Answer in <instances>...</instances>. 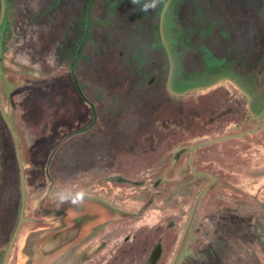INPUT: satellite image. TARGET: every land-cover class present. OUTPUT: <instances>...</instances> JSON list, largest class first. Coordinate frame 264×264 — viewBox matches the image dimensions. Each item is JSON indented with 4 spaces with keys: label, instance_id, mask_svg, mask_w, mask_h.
Segmentation results:
<instances>
[{
    "label": "rangeland",
    "instance_id": "374dc122",
    "mask_svg": "<svg viewBox=\"0 0 264 264\" xmlns=\"http://www.w3.org/2000/svg\"><path fill=\"white\" fill-rule=\"evenodd\" d=\"M228 1L167 0L166 10L144 13L132 0H5L0 264L24 203L17 151L24 214L34 221L20 227L6 264H152L158 252L156 264L174 262L213 180L192 173V146L258 120L229 81L172 93L164 42L177 93L229 77L252 96L255 114L264 109V0ZM193 3L205 19L194 31ZM237 5L240 17L225 25L219 6L230 14ZM203 45L220 55L241 45L246 60L234 68L209 61ZM260 125L195 151L196 171L216 180L176 264H264V119ZM62 187L85 189L83 205L57 209ZM64 226L58 239L77 240L52 263L40 246Z\"/></svg>",
    "mask_w": 264,
    "mask_h": 264
},
{
    "label": "water",
    "instance_id": "95a60500",
    "mask_svg": "<svg viewBox=\"0 0 264 264\" xmlns=\"http://www.w3.org/2000/svg\"><path fill=\"white\" fill-rule=\"evenodd\" d=\"M169 1H170V0H169ZM168 3H169V2H168ZM167 7H168V4H167ZM167 7H166V8H167ZM4 8H5V0H2V16H1V20H0V26H1V23H2V19H3V17H4ZM166 8H165V10H166ZM166 42H167V41H165L164 44H165V46H166V48H167L168 55H169V58H170V63H171V73H170V78H169L168 86H169V89H170V91H171L172 93H175L176 95H184V94H187V93H189V92H193V91L209 89V88H212V87H214V86H216V85H219V84L222 83V82L229 81V82H232V83H233L237 88H239L241 91H243V93H244L246 96L248 95V98H249V111H250V112L254 115V117L258 120L257 125H256L252 130H249V129H248L247 131H244L243 133L238 134V135H230V136H226V137H223V138H219V139L212 140V141H210V142L199 143V144H197V145L195 144L194 146H192V148H191V150H190V160H189V162H190V163H189V166H190V168H191V170H192V173H193L195 176H197V177H198V176H201V175L209 176V177H211L213 180H212V183L209 184L208 186H206V187L200 192V194L198 195V198H197V200H196L195 207H194V210H193V213H192L193 215L191 216V219H190V222H189V224H188L187 230H186V232H185L184 238H183V240H182L181 246H180V248H179V250H178V252H177V255H176V257H175V260H174V262H173V264H176V262H177V260H178V257L180 256V253H181L182 247H183V245H184V243H185V241H186V238H187V235H188V233H189V230H190V227H191V225H192V222H193V220H194V217H195V215H196V210H197V208H198V203L200 202V200H201L202 196L204 195V193L208 190V188H209L210 186H212V184L215 183V180H216V178H215L213 175H211V174L203 173V172H198V170L196 171V169H195V165H194V162H193V158H194L195 151H196L197 149H199V148L207 147V146L213 145V144H215V143L223 142V141L228 140V139H232V138H242V137H244L245 135H252V134H254V133L257 131L258 127L261 126L260 124H261L262 120L264 119V109L262 110V112H261L260 115L255 114L254 111H253V108H252V96L248 93V91H245V90H244V89H243V88H242V87H241L236 81H234L232 78H229V77H227V78H223V79H221V80H219V81H217V82H215V83H213V84H210V85L205 86V87H202V88H195V89L187 90V91H185V92H178V93H177V91H175V90L173 89V87H172V77H173L172 74H173V69H174V62H173V59H174V58H172L171 52H170V50H169L168 45H167ZM1 111H2L3 117H4V119H5V121H6L7 125H8V127L10 128V130H11V132H12L13 138H14V140H15L16 147L18 148V142H17L16 134H15L13 128H12V125L10 124V122H9V120H8V118H7V116H5L6 114L4 113V110L2 109V107H1ZM17 155H18L19 164H20V167H21V181H22V191H23L22 193H23V202H24V203H23V205H22V212H21V216H20V219H21V220L19 221V224H18L17 230H16V232H15V234H14V236H13V239H12V242H11V244H10L9 250L7 251V254H6L5 259H4V261H3L2 264H6V262H7V260H8V257H9V254H10V251H11V249H12V246H13V244H14V242H15V239H16V237H17V234H18V232H19V229H20L22 223L25 222V221H27V219L24 217V204H25L24 175H23V169H22L23 167H22V162H21V160H20L19 151H17Z\"/></svg>",
    "mask_w": 264,
    "mask_h": 264
},
{
    "label": "trees",
    "instance_id": "16d2710c",
    "mask_svg": "<svg viewBox=\"0 0 264 264\" xmlns=\"http://www.w3.org/2000/svg\"><path fill=\"white\" fill-rule=\"evenodd\" d=\"M224 2H227L228 0H223ZM195 2V1H194ZM229 2V1H228ZM197 4L198 3H193V7H191V10H192V15H191V19H192V21L191 22H194L195 24H193V31H194V29L196 30V23H200V22H202L203 21V23H204V21H205V19L204 18H200L198 15V13H197ZM241 5V4H240ZM239 7H241V6H239V5H237L236 7H235V9H234V13L233 12H231L230 14H227L226 12H225V10L222 8V7H220L219 6V8L222 10L221 12H223V13H220V16H221V19L223 20L222 22H225L224 24L225 25H227V23H228V20L230 21V22H237V19L240 17L239 16V13L237 14V9L239 8ZM241 8H243V7H241ZM220 20V19H219ZM214 23H215V21L213 22V23H211V25H214ZM223 24V25H224ZM234 24V23H233ZM210 27V26H209ZM203 28H205L204 26H203ZM196 32H198V31H196ZM207 34L206 35H208L209 36V33L210 32H206ZM255 33V32H254ZM211 36V35H210ZM209 36V37H210ZM200 38V37H199ZM203 37H201V39H202ZM206 37H205V35H204V40L206 41V39H205ZM223 45H225V40H223ZM207 44V43H206ZM251 44V43H250ZM237 47V46H236ZM240 47H242L241 45H240ZM240 47H237L236 48V50H237V52H226L227 50L225 49V52H223L222 53V55H220V54H217V52L215 51V50H213L210 46H207V45H203L201 48H202V50H203V54L205 55V56H207V57H209V61H212V60H215V61H219V59H222V60H225L226 61V64L228 65V66H230V67H236V65L237 64H240V62H245V60H246V54H245V50H243L244 48L242 47V48H240ZM221 48V47H220ZM235 50V51H236ZM212 54L214 55V57H216L215 55H217V57L218 58H213V56H212ZM218 59V60H217ZM199 149H201V148H199ZM198 150V149H197ZM194 162V161H193Z\"/></svg>",
    "mask_w": 264,
    "mask_h": 264
},
{
    "label": "clouds",
    "instance_id": "9594fccd",
    "mask_svg": "<svg viewBox=\"0 0 264 264\" xmlns=\"http://www.w3.org/2000/svg\"><path fill=\"white\" fill-rule=\"evenodd\" d=\"M132 3L144 13L167 7V0H132ZM87 196L88 193L83 188L73 190L71 187H62L54 194L53 201L57 209L65 203L78 207L83 205Z\"/></svg>",
    "mask_w": 264,
    "mask_h": 264
},
{
    "label": "flooded vegetation",
    "instance_id": "af4514ba",
    "mask_svg": "<svg viewBox=\"0 0 264 264\" xmlns=\"http://www.w3.org/2000/svg\"><path fill=\"white\" fill-rule=\"evenodd\" d=\"M23 192V191H22ZM22 197H23V193H22ZM25 200H26V192H25ZM22 212V211H21ZM20 216H21V214H20ZM24 217H25V214H24ZM26 218V217H25ZM20 219V218H19ZM27 219V221H25L26 223H28V222H32V221H34V220H32V219H28V218H26ZM21 220V219H20ZM19 220V221H20ZM25 222H23V223H25ZM22 223V224H23ZM75 224H73L71 227L70 226H64V228H62L61 230H56V231H54V233H52V235H51V237H49L48 239H46L44 242H42V244H41V246H40V249H41V252H42V254L45 256V258L46 259H50L51 261L50 262H56L58 259H59V255L61 254V253H64V250L65 249H67V248H69V246H72L74 243H75V241L77 240H72V241H67L66 243L64 242L65 240L64 239H58V237H59V235H60V233H62V231H64L65 229H69V227L70 228H72L73 226H74ZM22 226V225H21ZM16 230H17V228H16ZM19 231H20V229H19ZM61 231V232H60ZM16 232V231H15ZM19 233V232H18ZM15 234V233H14ZM18 235V234H17ZM14 236V235H13ZM13 239V238H12ZM16 240V239H15ZM11 242H12V240H11ZM11 244V243H10ZM14 245V244H13ZM9 247H10V245H9ZM12 248H13V246H12ZM8 250H9V248H8ZM7 250V251H8ZM68 250V249H67ZM11 251H12V249H11ZM11 251H10V253H11ZM6 254H7V252H6ZM6 256V255H5ZM159 256H160V253L158 252L157 254H156V256H155V259L154 260H152V264H156L157 263V260H158V258H159ZM9 258V257H8ZM5 259V258H4ZM173 264V263H172Z\"/></svg>",
    "mask_w": 264,
    "mask_h": 264
}]
</instances>
